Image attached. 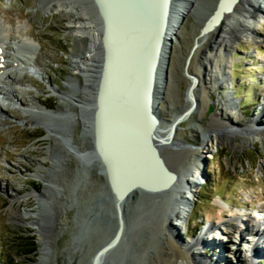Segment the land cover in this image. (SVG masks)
I'll return each instance as SVG.
<instances>
[{
    "label": "rangeland",
    "instance_id": "obj_1",
    "mask_svg": "<svg viewBox=\"0 0 264 264\" xmlns=\"http://www.w3.org/2000/svg\"><path fill=\"white\" fill-rule=\"evenodd\" d=\"M48 1L0 0V21L7 30L3 34L5 63L13 61L14 52L9 47L17 44L21 35L33 41L23 81L3 80L5 92L12 90L25 106H30L19 110L16 100L5 101V94L0 92V104L7 111L0 127V264H39L42 238L48 242L44 263L92 264L97 249L118 227L116 198L95 152L91 128L87 133L78 119L92 118L93 98L87 97L88 105L82 109L67 97L62 107L60 96L54 92L56 89L83 97L79 91L84 78L75 76L74 69L77 64L83 65L77 57L87 55L90 43L60 10L42 9ZM213 3L199 0L189 4L192 13L181 20L178 40L170 54L169 87L160 101L165 121L172 120L171 116L187 105L191 82L184 73L185 64ZM79 4L88 17L98 15L90 0H79ZM255 15L258 19L251 18L247 23L256 35L233 45L228 54L233 56L232 64H225L224 51L215 46L205 51V44L194 51L189 67V73L200 78V107L180 125L177 138L193 147L189 151L173 146L165 151L174 166L191 165L195 180L204 181L195 188L196 197L190 203L193 210L188 215V231L179 226L175 232L166 222L172 189L158 194L138 190L124 203V237L102 264H201L200 257L195 259L190 249V243L201 237L204 245L199 248L206 260L220 253L224 259L221 264H264L261 247L256 257L251 254L258 240L264 238V227H253L249 221L256 210L264 208V137L257 134L264 123L248 128L256 121L264 122V14ZM96 55L95 65L99 67L101 58ZM221 64L228 65L225 81H213L208 75L221 78L216 69ZM71 78L78 82L70 83ZM234 94L241 99L229 97ZM35 103L50 111L45 118L51 134L43 124L33 125L26 119L32 113L26 110ZM60 108L62 114H55ZM226 120L235 123L231 125L237 135L227 136L228 129L221 127L225 136L221 145L201 146L204 135L220 124L225 126L229 123ZM75 149L84 150V155ZM225 203L228 209H223ZM35 211L42 217L41 229L30 215L26 219L12 218L17 213ZM227 213L239 214L247 224L236 231L238 223ZM218 227H223L218 234L221 241L218 238V245H214L212 232ZM30 242L37 244L35 256L24 254L29 248L20 246Z\"/></svg>",
    "mask_w": 264,
    "mask_h": 264
},
{
    "label": "bare ground",
    "instance_id": "obj_2",
    "mask_svg": "<svg viewBox=\"0 0 264 264\" xmlns=\"http://www.w3.org/2000/svg\"><path fill=\"white\" fill-rule=\"evenodd\" d=\"M90 1L93 4V6H95V9L97 11L96 13H98V15L96 17H93V16L88 17L89 14L79 4V0H49L47 4L45 3L46 5H44V8H42V9H45V10L51 11V12H54L56 10H60L65 16H67L69 18V23L74 25L76 32L83 35V38H84L83 40L88 41L90 43L89 49L87 50L88 51L87 55H82V56L77 57L78 59L83 61V62L81 61L83 63V65L77 64V65H75L76 67L74 69L75 70V72H74L75 76L79 75V76H82L84 78L83 87H81V90L79 91L80 94L83 95V97L79 96L76 93H73V95H68L67 93L60 92L56 89H54V92L60 96L59 98L62 101V107H63V105H66V103H64V102L66 101L67 97H70V99L73 98V101L78 103L79 108H82V109H83V106L88 105V102H87L88 99H86V98L87 97H89V99L93 98V101L91 100L93 102L92 107H91L92 108V114H91L92 118L89 119L86 117V120H85L82 116L81 117L78 116V119H79V123L85 127L86 130L85 129L84 130L87 133L89 132V131H87V128H91V133L93 135L94 149H95V152L97 153L96 145H95V118H94V114H95V110L97 107V93H98V83H99V75H100V71H96V70H98L101 65L99 67L97 65H95V63L97 62L95 60V57L97 56L96 55L97 53H98V55L100 54V58H102V56H103L102 50H101L102 49L101 38H102V33H103V19L98 12V8H97L94 0H90ZM105 1H106L107 7L112 12L113 23H112L111 33H112V36L114 37V39L112 41L113 72L114 73L112 75V78L110 79L109 87H108L109 89H108V94H107V99H106V111H105L103 119H102L103 130L101 133V141H102L103 147H105V149H106L107 155L110 158H112V160L116 161L117 164H119L123 160V154L118 151L119 150V134H120L119 129H118V125H119L118 121L120 120L119 119L118 106L120 105V102L123 101V102H121V104H125L126 107L128 106L129 117H130V107H129V103L127 104L126 100L127 99L130 100L131 96H130L127 88L123 89L124 88V86H123L124 82L118 83V79L120 77V74H123L125 72L128 74V72H131V55H144L145 52L147 51L148 43L150 40V39H148L149 38L148 36H149V23H150L151 17L149 18V16H148L147 5L146 6L144 5L145 17H143L144 19L142 22V21H140L141 15L138 12H137V14L139 17L137 15H135L134 18H132V19H131V16H129L125 13L123 6L128 1L127 2L126 1L122 2V0H105ZM195 1L197 3L199 2V0H174V2L172 4V10H173L172 21H171V26H170L169 31H168L169 32L168 36L171 39L172 44H174L178 40L177 38L179 35L178 34L179 30L181 28L180 27L181 20H183V18H185V17L190 16L192 13V10L188 7V5L189 4L193 5L194 3H196ZM219 1L220 0H214L212 8L208 11L204 20L201 22L202 27H203L204 23L206 22V20L211 15H213L214 12L216 11ZM231 2H232V0H225L224 5L227 7L231 4ZM263 3H264V0H239L237 3L234 4V6L232 7V11L230 13H226L223 15L222 20L219 21V25L216 26L213 31L207 33L204 36H196L195 37L196 43L198 45L196 47V49L199 46L201 47V46L206 44V50L205 51L210 52L211 50H213L212 49L213 46H215L216 48L218 47V50L220 49L221 51H224L225 55H223V57H224L225 64H228V63L232 64L233 56L230 58L228 55L230 53V49L233 48V45L235 43H237L238 41H241L245 38L251 39L253 36L256 35V33H255L256 31L253 30L248 25L247 22L251 18H255L256 20L258 19L257 15H255L256 12H260V13L262 12L264 14V9L262 7ZM114 8L116 9V12H114ZM128 9H130L129 6H128ZM146 12H147V14H146ZM134 21H135V25H133ZM135 26H137L138 28L135 29ZM133 27L135 29L133 31V33L135 34L136 31H139L141 34L140 38L142 39L141 44L136 48H133L134 45H132V47H131V29ZM4 28L5 27L3 26L2 21H0V43L4 42L3 34H5V30H6V29L4 30ZM75 30H74V32H75ZM135 36H136V34H135ZM32 42L33 41L31 38H27L26 36L21 35V37L18 39V43L14 45L13 52L17 56V63L18 64H20V65L25 64L26 65V64H29L31 62L30 50H31V47L33 46ZM5 43H7V42H5ZM11 47H9V48H11ZM196 49H195V52L197 51ZM5 57L6 56L4 55L3 51H0V71H4V72L6 71V66L2 65V64H4V62H2V60ZM101 60L102 59H100V61H99L100 63L102 62ZM225 64L224 65L221 64L222 66L216 67V69L218 70L217 73L221 76V78L220 77L215 78L212 74H209L208 76L211 77L213 81L217 80V82H219L220 79H222L224 82L225 81L224 79H225V76L227 73V69H228V65H225ZM23 72L24 71L17 72V73H8V75H6V78L11 79V80L16 81V82H21V81H23V77H22ZM168 72H169V67L166 70V75ZM133 73H134V69H133ZM96 74L98 76H96ZM186 77L190 80V82H191L190 86H191L193 84L192 77H188L187 75H186ZM73 81H77V80L71 78L70 83ZM160 86H161L160 89L163 92L169 87V80H168L167 76H166V79H161ZM121 89H123V90H121ZM0 90L6 96L5 101L16 100L17 105H21V106L24 105L23 107H29L30 106V105L25 106L26 103L24 101H22L21 99H19L15 95V93H13L12 90H7V92H5L6 88L2 85V83H0ZM91 90H95L96 93H92ZM11 92H12L13 96H11V94H10ZM131 93H133V89H132ZM121 94H123V96L119 97ZM195 95H197V94H195ZM160 101H159V109L162 108V107H160L161 106ZM223 103H224V101H223ZM223 105L226 106V104H223ZM191 106H192V101L189 98H187V105L181 111H179L177 114L172 115L171 116L173 118L172 120H167V121L163 120L162 121V124H161L162 136H166L169 133L172 124L180 117L181 114H183L185 111H187ZM4 107H5V105H3V106L0 105V127L3 123V116L6 115V112H7ZM61 110H63V109L60 108V110L55 112V114L61 115L63 112ZM196 110L199 111V108H197ZM48 112H50V111L48 109H44L42 107L41 103H35V105H31V108L26 110V113H31L28 116H26V119L28 120V122H30L33 125L43 124V126L51 134L52 130L49 129V125L47 127V124H46L47 120L45 118V115L48 114ZM196 112L192 113V115L196 114ZM133 114L135 115L134 106H133ZM213 117H216V115H213ZM261 119H264V116H262ZM219 121L221 122L222 119H219ZM226 121L229 122L228 120H226ZM261 121L260 120L256 121L255 123H253L254 124L253 126H250L248 128L249 129H255L259 126L261 127L264 123L263 120H261ZM183 122H181L179 124V126ZM231 124L234 125L235 123L233 124V122H229L225 126L220 124L218 127L212 128L208 134L204 135V139L202 141L201 146H208L209 147V145L211 144V147L215 148L216 146L221 145V143L225 139L224 134H222L221 127L228 129L227 136L237 135V131L233 130V126ZM248 128H247V130H248ZM247 130L245 129L244 132L250 133ZM257 134L264 137V129L261 128V130L257 131ZM122 136L123 137L121 138V141L123 142L122 146H124L123 152L127 155V151L129 149L128 148L129 147L128 142L130 140L129 139V132H127V131H126V133L123 132ZM138 138H139V133H138ZM135 139H137V138H135ZM138 143L140 145V138H139ZM136 146H137V144H136ZM173 146H176V147L179 146L185 150L187 149V150L191 151L190 149H188L187 145H185L182 141H179V140H178V144H172L170 146V148ZM52 147H53V145H52ZM52 147H51V149H52ZM131 149L134 151L133 155L131 156V160H133L135 152H136L133 143H131ZM75 151H77V153L79 155H81V154L84 155V153H85L84 150L82 151V150L75 149ZM140 153H141V151H140ZM97 155H98V153H97ZM141 156L144 157V155H142V154H141ZM163 156L165 158L167 166L171 170L179 171L178 179H177L176 183L172 186V190H171L172 191V201L169 202V204H168V216L166 218V222L167 221L170 222V228L172 230H174L175 232H177L179 230V226H180V228L183 227V228H185L186 231H188V229H189L188 218H189V216L193 210V207L190 206V203L192 200H195V197H196L195 188L199 184L195 180V176H194L195 173H194L191 165L183 166L182 168H180V167H177L176 165L174 166L170 162V160L167 159V157L165 155H163ZM98 159L100 161V164L103 166V172H105V165H104L103 161L100 159L99 156H98ZM143 161H144L143 162V165H144L143 168H140V167H138L136 169L131 168V182L143 179L145 176H147V174H149V177L146 180L147 183L153 184V185L157 184L160 181L159 176L156 173L154 174L153 172H151L150 163L145 159V157L143 158ZM130 166H131V164H130ZM125 169H126V171H125L126 175L123 179H121L122 182L130 181L129 169L127 167ZM105 176H106L107 182L109 184L108 177H107L106 173H105ZM196 178L198 179L199 177L196 176ZM47 182H50V181H47ZM109 187H110V184H109ZM138 190H140L141 192L142 191L147 192L141 188H138ZM111 191H112V189H111ZM148 193L150 194V193H154V192H148ZM156 194H158V193H156ZM223 206H224L223 209H228V207H229V205L227 203H225V205H223ZM229 212H231V211H229ZM226 215H232L235 218V220L237 221L238 227H237L236 231L238 229L242 230L241 229V228H243L242 223H244V222L239 221L240 220V217H238L239 214H233V213L228 214L227 213ZM28 216L33 221H35V222L38 221L37 223H34V224L37 225L41 229L42 224L40 225L39 222L42 221V217L37 211L32 212V213H24V214L17 213V214H14L12 218L26 219V218H28ZM249 219H250L249 220L250 224L253 225L254 227H257V226H259V227L263 226L264 227V208H263V210L262 209L256 210L254 215ZM118 223H119V217H118ZM54 226H56V225H54ZM218 238H219V236L214 238V241H212L214 245H218L217 244ZM219 239L221 240V237ZM263 239L258 240V247L257 248L254 247L252 249L251 254L254 255V257H256L255 253L260 251L259 250L260 247L262 248V252L264 251ZM203 241L204 240H202V237H201L197 241L190 243V247H191L190 249L193 251L192 254L195 257V259H196V257H200V260H201L200 263L201 264H217V262H218V264H221V263H219V261L220 260L223 261L224 259L221 257L220 253H219L220 256H218L216 254V255H214V258H212L210 260H206L202 256V252H201L199 247L201 245H204ZM42 242H43V247L41 248L42 257L40 259L39 264H46L44 262H46L45 251L47 250L46 244L48 242L46 239H43V238H42ZM212 242L207 244V246H210V244H212ZM219 251H220V249H219ZM206 252H207V250H206Z\"/></svg>",
    "mask_w": 264,
    "mask_h": 264
},
{
    "label": "water",
    "instance_id": "obj_3",
    "mask_svg": "<svg viewBox=\"0 0 264 264\" xmlns=\"http://www.w3.org/2000/svg\"><path fill=\"white\" fill-rule=\"evenodd\" d=\"M124 1H128L123 6L125 13L131 16L132 19L135 15L138 16V12L141 15L140 21L142 22L144 19L143 17H145L144 5H147L148 16L149 18L151 17L148 36V39L150 40L147 51L144 55H131V72H128V74L126 72L120 74L118 79V83L124 82L123 89L127 88L131 97L130 100H126L130 107V117L128 106L126 107L125 104H121L123 101H121L118 106L120 119L118 121V129L120 133L118 151L123 154V160L117 164L116 161L112 160V158L107 155L106 149L103 147L101 141V133L103 130L102 119L106 111L108 87L110 79L114 73L112 55V41L114 37L111 33L113 23L112 12L107 7L105 0H94L98 12L103 19V33L101 38V50L103 56L101 58L102 62L100 66L97 107L94 114L95 145L98 153L97 156L100 157L105 165L104 174H107L111 187L110 189H112V193L116 198L119 223L117 230L110 240L97 249L92 264H102L105 256L121 243L126 229V222L123 218L124 203L132 193L137 192L138 188L154 193H161L172 189V186L178 179L179 171L171 170L167 166L163 155H165V151L168 150L172 144H178L179 139L177 138V134L180 127L179 124L188 120L192 113L196 112V109L200 107L199 97L198 95H195L197 94L196 92L200 90V78L197 75L189 74V67L194 57V51L197 47L196 44L189 55L184 68L185 75L192 77L193 79V84L189 86L187 91V98L192 101V106L181 114L172 124L169 133L166 136H162L161 124L165 119H163L161 114L162 111L159 109V101L163 99V91L160 89V82L161 79H166V70L169 67L171 59L172 41L168 36V31L172 21V4L174 0H122V2ZM224 1L225 0L219 1L216 11L206 20L199 36H204L213 31L215 27L219 25V21L222 20L223 15L230 13L234 4L239 0H232L231 4L227 7L224 5ZM128 6L130 9H128ZM114 12H116L115 8ZM133 25H135V21ZM136 28L138 27L135 26V29ZM135 29L134 27L131 29V47L134 45L133 48L138 47L142 40L139 31H136V36L133 33ZM227 87L230 88L229 86ZM132 89L133 93H131ZM122 96L123 94L119 97ZM229 97L235 99V94L234 96L230 95ZM133 106L135 115L133 114ZM210 112H213V107L210 108ZM126 131L129 132L130 139L128 142L129 149L127 155L123 152L124 146H122L123 142L121 141V138L123 137L122 134L123 132L126 133ZM138 133L140 145L138 143ZM131 143H133L136 150L133 160H131V156L134 151L131 149ZM186 144L188 148L193 147L191 144ZM141 154L144 155L145 159L150 163L151 168L155 171L154 172L150 168L151 172L154 174L156 173L160 178V181L155 185L147 183L146 180L149 177V174L143 179L131 182V168L136 169L138 167H144V157H142ZM126 167L130 172V181L122 182L121 179L126 175Z\"/></svg>",
    "mask_w": 264,
    "mask_h": 264
},
{
    "label": "trees",
    "instance_id": "obj_4",
    "mask_svg": "<svg viewBox=\"0 0 264 264\" xmlns=\"http://www.w3.org/2000/svg\"><path fill=\"white\" fill-rule=\"evenodd\" d=\"M236 98H241L240 95H235ZM217 156V154H216ZM220 158V157H219ZM207 192V191H205ZM20 246H28V250L26 251V255L28 256H35L36 255V251H37V244L35 242H30V243H25V244H21ZM1 263V262H0ZM15 264V263H13Z\"/></svg>",
    "mask_w": 264,
    "mask_h": 264
}]
</instances>
